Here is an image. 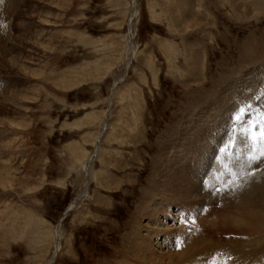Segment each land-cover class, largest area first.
I'll list each match as a JSON object with an SVG mask.
<instances>
[{
    "label": "rangeland",
    "instance_id": "obj_1",
    "mask_svg": "<svg viewBox=\"0 0 264 264\" xmlns=\"http://www.w3.org/2000/svg\"><path fill=\"white\" fill-rule=\"evenodd\" d=\"M223 96L226 130L237 106L264 108V0H0V264H127L140 234L158 256L200 242L212 206L172 228L157 215L155 236L144 210L175 131ZM211 232L233 264L264 260L250 235Z\"/></svg>",
    "mask_w": 264,
    "mask_h": 264
},
{
    "label": "bare ground",
    "instance_id": "obj_2",
    "mask_svg": "<svg viewBox=\"0 0 264 264\" xmlns=\"http://www.w3.org/2000/svg\"><path fill=\"white\" fill-rule=\"evenodd\" d=\"M131 53L134 57L133 49ZM227 89H229V86L226 87V90ZM236 91L237 90H235V92ZM17 93L22 94L23 90H20V92L17 91ZM238 97H240V95ZM223 98L224 96L217 101H210V105H208L210 109L204 110L202 113L200 112V114L196 113V119H188L186 122L188 124L186 129L175 131L176 134L170 139L171 141L168 147L173 149L172 154L176 159L173 160L172 165H166V163H164L163 165L161 164V167H159L160 164L157 166L159 168L156 167V181L153 188L156 191L155 195H157L158 199L153 203L154 206L152 209L146 207L144 210V216L148 218V221L157 225V227L155 226L152 230H149V233L151 232L153 235L156 233V229L158 230V227L163 225L162 221L157 219V215L159 218L174 222V224L170 226V228H172L177 223L180 225L181 222L177 221L183 219V215L188 212V207L190 206H196L199 208V211L203 209V211L206 212L209 210V207L212 206L214 209L209 215L205 212V215H208L205 216L207 218L200 220L208 223L207 220L213 217L211 223L214 224H211L212 226L202 227L204 228L203 231H205V233H203L205 236L202 235L204 238H200V242L197 240L198 243L196 244L195 240L198 238H194L193 242H195H192L193 244L190 243L191 246L188 245L184 249H177L179 250L177 252L174 250L175 255L167 253L158 256L155 252H151L149 250V248L152 247L151 238L149 239L147 235L140 234L133 238L130 251L125 256V258L127 257V260H129L127 264H136L137 262L139 264H213V262H215V264H225V261H227V264H233L234 261H237L235 260L236 257L232 255L234 252L217 247L216 245L218 244L215 243L216 240L214 241L211 239L210 235L213 227L226 237L238 235V237L244 236L247 238V236L250 235L251 238L253 237L251 241L252 245L250 246L252 247L251 249L254 250L255 254L258 253L264 257V161L253 164L251 168H249L246 164V157L243 155L240 157L239 161H237L235 155L231 158L225 155L222 158L223 164L230 165L239 174L240 178L237 181L239 187L231 183L232 178L229 177L228 172L221 167V164L217 162L216 157L220 155L219 148L222 147L221 144L219 145L220 139L224 137L226 143L230 131V128L226 130L224 126L225 124L228 125L226 116L231 110V103L225 101V104L221 105ZM11 122L13 123L14 121ZM11 122L9 121V123ZM182 131H184L183 134L181 133ZM225 134L228 135L226 136ZM240 143L241 141L237 139L238 146ZM209 160L211 161L210 164L208 163L210 166L209 170L201 176L199 172L201 170L200 166L206 165V162H209ZM196 163H199L198 166H196ZM87 165L88 164H84L82 166L83 172L87 170ZM255 165L256 169L254 171ZM158 178H160V180H158ZM205 181L208 182L207 186H205ZM216 188H220L221 191L216 192ZM202 204L203 206H200ZM217 204H220L222 208H218ZM170 208L177 210V215H171ZM172 216L177 217V220H171V218H173ZM201 218H203V216ZM192 222L191 224H193ZM202 225L203 224H201V226ZM198 228L199 227H197V229ZM164 231L165 235L171 232L168 230L167 226ZM186 240L188 241V239ZM207 241H210L209 243L211 245H209ZM236 243L237 245L234 249L237 251L235 250V252L243 253L245 249V246L242 244L243 242L241 243L240 241ZM251 249L248 251L253 252ZM250 257L251 256L244 257L246 263L250 261ZM51 261H53V259H51ZM251 261L254 262V264H264V260H261L262 262Z\"/></svg>",
    "mask_w": 264,
    "mask_h": 264
},
{
    "label": "snow or ice",
    "instance_id": "obj_3",
    "mask_svg": "<svg viewBox=\"0 0 264 264\" xmlns=\"http://www.w3.org/2000/svg\"><path fill=\"white\" fill-rule=\"evenodd\" d=\"M237 138L241 141L237 145ZM220 155L216 157L231 177V183L239 187V174L228 164H223L222 158L236 156L237 161L243 155L249 168L253 164L264 161V108H256L251 104L237 106L230 117V131L227 142L219 148ZM219 175V174H218ZM205 186L208 182L205 181ZM221 191L216 188V192ZM215 264V262H213ZM227 264V261H225Z\"/></svg>",
    "mask_w": 264,
    "mask_h": 264
}]
</instances>
